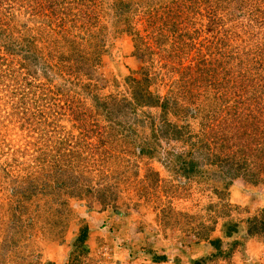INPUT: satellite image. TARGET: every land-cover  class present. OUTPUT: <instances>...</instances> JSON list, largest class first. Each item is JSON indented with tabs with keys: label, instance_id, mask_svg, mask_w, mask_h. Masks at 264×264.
<instances>
[{
	"label": "rangeland",
	"instance_id": "obj_1",
	"mask_svg": "<svg viewBox=\"0 0 264 264\" xmlns=\"http://www.w3.org/2000/svg\"><path fill=\"white\" fill-rule=\"evenodd\" d=\"M262 102L264 0H0V264H264Z\"/></svg>",
	"mask_w": 264,
	"mask_h": 264
},
{
	"label": "trees",
	"instance_id": "obj_2",
	"mask_svg": "<svg viewBox=\"0 0 264 264\" xmlns=\"http://www.w3.org/2000/svg\"><path fill=\"white\" fill-rule=\"evenodd\" d=\"M248 78H251V77L248 76ZM244 80H245V79H244ZM242 83H243V81H242ZM255 91H256V90L251 91V95H253V96H259L258 94H257V95L255 94ZM262 108H264V102H262Z\"/></svg>",
	"mask_w": 264,
	"mask_h": 264
}]
</instances>
